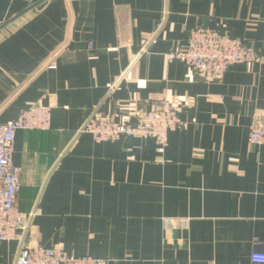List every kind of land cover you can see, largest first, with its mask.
Segmentation results:
<instances>
[{"label":"crops","instance_id":"1","mask_svg":"<svg viewBox=\"0 0 264 264\" xmlns=\"http://www.w3.org/2000/svg\"><path fill=\"white\" fill-rule=\"evenodd\" d=\"M36 1L0 0V25ZM212 25L260 60L217 79L167 60ZM161 98L182 121L163 150L79 132L94 112L123 122ZM37 103L50 127L15 133L26 223L0 243V264L38 244L108 264H250L264 252V144L247 140L264 111V0H47L0 30V126Z\"/></svg>","mask_w":264,"mask_h":264},{"label":"built area","instance_id":"2","mask_svg":"<svg viewBox=\"0 0 264 264\" xmlns=\"http://www.w3.org/2000/svg\"><path fill=\"white\" fill-rule=\"evenodd\" d=\"M258 54L240 40L226 35L217 25L197 26L189 31L187 46L166 54L169 62L185 64L205 79L222 77L235 64L256 63ZM115 85H108L112 89ZM177 106V105H176ZM168 99H159L150 111L136 113L132 120L116 122L92 114L80 129L94 141H115L119 138H152L160 150L167 143L169 131L182 125L178 110ZM50 127V108L40 103L23 109L14 119L0 126V243L16 239L24 227V215L16 205L20 188L19 170L11 157L15 133L18 130H47ZM248 142L264 144V111L258 113L249 127ZM250 264H264V252L252 251ZM14 264H108L107 259L89 256H69L62 246H21ZM207 264H214L208 262Z\"/></svg>","mask_w":264,"mask_h":264},{"label":"water","instance_id":"3","mask_svg":"<svg viewBox=\"0 0 264 264\" xmlns=\"http://www.w3.org/2000/svg\"><path fill=\"white\" fill-rule=\"evenodd\" d=\"M47 0H37L36 2L28 5L27 7H25L23 10L19 11L16 15H14L13 17H11L10 19H8L7 21H5L4 23H2L0 25V30L5 28L7 25H9L10 23L14 22L15 20L19 19L20 17H22L23 15H25L26 13H28L29 11H31L32 9L36 8L37 6H39L40 4L44 3Z\"/></svg>","mask_w":264,"mask_h":264},{"label":"rangeland","instance_id":"4","mask_svg":"<svg viewBox=\"0 0 264 264\" xmlns=\"http://www.w3.org/2000/svg\"><path fill=\"white\" fill-rule=\"evenodd\" d=\"M222 31V30H221ZM223 32V31H222ZM246 46V45H245ZM248 47V46H247ZM248 48H250V47H248ZM182 49V48H181ZM251 49V48H250ZM253 51H255L254 49H252ZM259 56V55H258ZM258 59L260 60V56L258 57ZM258 60V61H259ZM257 61V62H258ZM252 64V63H251ZM194 73V72H193ZM194 74H197V73H194ZM198 75V74H197ZM201 77V76H200ZM218 77H215V78H209V79H217ZM221 78V77H220ZM205 79V78H204ZM161 99H163V98H161ZM165 99H168V98H165ZM169 101H171L170 99H168ZM171 102H173V101H171ZM174 103V105L176 106V108H177V110H178V114H179V112H180V106L177 104V103H175V102H173ZM151 109H148V110H146V109H141V110H138V111H136L135 113H134V115L136 114V113H143V112H147V111H150ZM95 113V112H94ZM93 113V114H94ZM134 115H133V117H134ZM133 117L130 119V120H132L133 119ZM180 119V118H179ZM130 120H128V121H130ZM181 121V120H180ZM117 122V121H116ZM181 123H182V121H181ZM174 131V130H173ZM170 132V131H169ZM168 132V133H169ZM167 137H168V134H167ZM120 139V138H119ZM157 143V142H156Z\"/></svg>","mask_w":264,"mask_h":264}]
</instances>
